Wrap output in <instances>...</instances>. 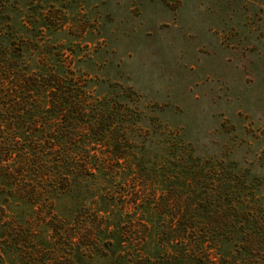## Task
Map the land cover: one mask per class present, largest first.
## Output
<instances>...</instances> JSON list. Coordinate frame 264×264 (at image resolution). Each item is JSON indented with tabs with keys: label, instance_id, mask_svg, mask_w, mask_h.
Masks as SVG:
<instances>
[{
	"label": "rangeland",
	"instance_id": "rangeland-1",
	"mask_svg": "<svg viewBox=\"0 0 264 264\" xmlns=\"http://www.w3.org/2000/svg\"><path fill=\"white\" fill-rule=\"evenodd\" d=\"M0 3L25 22L32 67L62 57L91 96L113 92L131 129L128 141L115 129L116 147L84 144L90 168L115 172L114 186L76 176L51 193L38 177L0 180V264H175L164 253L180 252L171 247L184 227L202 225L186 214L210 186L183 173L192 161L237 180L231 201L244 200L264 243V0ZM218 185L213 196L226 191Z\"/></svg>",
	"mask_w": 264,
	"mask_h": 264
},
{
	"label": "trees",
	"instance_id": "trees-1",
	"mask_svg": "<svg viewBox=\"0 0 264 264\" xmlns=\"http://www.w3.org/2000/svg\"><path fill=\"white\" fill-rule=\"evenodd\" d=\"M7 10L0 3V180L12 181L23 175L38 177L51 188V193L58 187L56 183H68L76 176L99 179L100 188L103 183L114 186L115 172L104 167L96 169L95 165L90 168L84 144L104 142L119 146V137H112L115 129H122V140L128 141L126 135L131 129L123 125L121 104L112 101L113 92L100 100L91 96L86 82L52 52L36 58L32 67L23 37L25 22L11 21L4 15ZM14 27L17 31L12 34ZM47 60H52L51 64ZM140 159L145 157L141 154ZM79 161L81 165H77ZM207 164L192 161L182 166L183 173L192 180L203 175L210 181V186L201 187L204 191L199 202L204 205L194 204V212L186 214L189 222L197 217L203 223L184 227L171 247L179 244L180 252L173 248L172 253L164 255L175 264H264L261 228L251 226L242 207L244 200L231 201L237 180L222 176L224 167L206 168ZM217 184L226 186L223 196H213L221 187ZM109 189L101 198L110 208L116 198ZM213 201L219 211L208 209ZM220 202L224 203L222 209ZM99 212L112 215L108 209Z\"/></svg>",
	"mask_w": 264,
	"mask_h": 264
}]
</instances>
